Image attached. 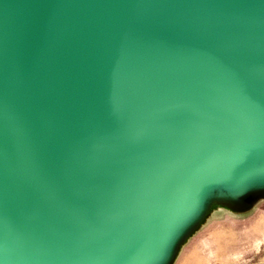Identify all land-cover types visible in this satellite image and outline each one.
<instances>
[{"label":"water","instance_id":"95a60500","mask_svg":"<svg viewBox=\"0 0 264 264\" xmlns=\"http://www.w3.org/2000/svg\"><path fill=\"white\" fill-rule=\"evenodd\" d=\"M258 160L264 0H0V264H142Z\"/></svg>","mask_w":264,"mask_h":264},{"label":"rangeland","instance_id":"374dc122","mask_svg":"<svg viewBox=\"0 0 264 264\" xmlns=\"http://www.w3.org/2000/svg\"><path fill=\"white\" fill-rule=\"evenodd\" d=\"M142 264H264V160L183 203Z\"/></svg>","mask_w":264,"mask_h":264}]
</instances>
